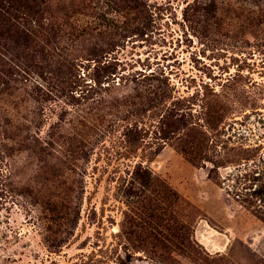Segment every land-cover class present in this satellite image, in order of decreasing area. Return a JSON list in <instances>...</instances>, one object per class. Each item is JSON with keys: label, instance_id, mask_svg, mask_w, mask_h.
Listing matches in <instances>:
<instances>
[{"label": "rangeland", "instance_id": "1", "mask_svg": "<svg viewBox=\"0 0 264 264\" xmlns=\"http://www.w3.org/2000/svg\"><path fill=\"white\" fill-rule=\"evenodd\" d=\"M141 1L104 133L35 77L0 90V264H264V0Z\"/></svg>", "mask_w": 264, "mask_h": 264}, {"label": "trees", "instance_id": "2", "mask_svg": "<svg viewBox=\"0 0 264 264\" xmlns=\"http://www.w3.org/2000/svg\"><path fill=\"white\" fill-rule=\"evenodd\" d=\"M113 2L116 9L111 0H0V90H18L19 85L26 86L35 77L32 92L51 97L55 90L70 103L91 102L96 114L90 112L89 123L92 121L95 130L104 133L106 116L101 113L109 102L105 97L95 99L94 95L120 85L116 78L122 62L116 54L128 37L145 36L151 25L144 16L133 18L137 24H131L130 16L140 13L141 0ZM110 7L115 18L109 16ZM122 17L124 21H118ZM86 63L91 64L90 72L94 69L92 76L89 72L93 78L86 84L90 85L88 92L78 95L75 89L80 81L76 69ZM150 74L156 76L153 71ZM147 77L141 74L138 78ZM135 169L138 170L133 180L142 181L139 172L143 168ZM143 181L146 186V179Z\"/></svg>", "mask_w": 264, "mask_h": 264}]
</instances>
